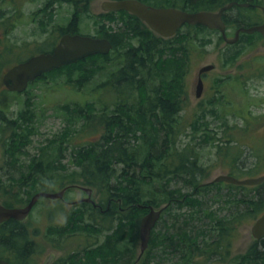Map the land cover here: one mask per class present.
<instances>
[{
  "label": "trees",
  "instance_id": "obj_1",
  "mask_svg": "<svg viewBox=\"0 0 264 264\" xmlns=\"http://www.w3.org/2000/svg\"><path fill=\"white\" fill-rule=\"evenodd\" d=\"M53 1L77 4L90 0ZM140 1L156 7L171 6L187 11L217 10L231 1L249 2L250 6L264 5V0ZM229 10L223 14L227 27L252 24L242 13L236 17L229 16ZM112 13H107L110 19L115 18L111 17ZM118 14L126 15L130 24H126L123 31L108 33L104 30L100 35L112 43L108 54L88 56L34 81L54 75L57 79L64 77L67 83L76 82L78 87H83L109 64L116 67L114 71H117L113 73L116 78L109 82L112 97L108 104H103L99 112H95L92 103L62 106L66 128L48 140L47 150L51 149L52 153L57 150L62 155L66 149L62 143L69 140L75 126H89L93 117L99 119V135L96 134L100 127L95 125L92 127V139L77 147L71 146V162L77 168L68 174L64 172L65 167L60 170L50 168L53 162L47 158L46 150L38 156H31L25 165L10 170V189L7 190L0 182L1 202L8 207L24 205L35 192L48 191L43 182L55 175L61 176V184L81 183L99 193L100 202L96 205L86 201L74 204L61 228L48 233V236H57L58 240L77 233L86 240L94 237V241L68 250L49 264H206L212 262L214 255L224 256L223 260H230L229 264H264V237L253 240L245 252L233 258L227 254L232 239L239 235L238 228L248 218H257L264 211V181L250 186L213 180L204 182L208 177L207 166L201 164L197 149L218 140L225 146L230 145L225 154L233 156L229 153L230 147L233 143L239 146L231 131L238 126L233 124L225 128L227 115L235 110L227 109L222 94L216 102L211 98L210 110L197 115L190 123L191 132L194 135L197 131L200 133L198 140L193 145L178 143L179 104L187 88L185 76L189 61L205 52L206 45L211 42V33L217 31L186 24L174 36L162 38L136 16L126 11ZM51 21L49 14L47 23ZM69 29L71 33L79 32L70 22L64 32ZM254 33H242L238 42L245 38L253 44L252 41L262 38L259 33ZM132 39L138 42L135 44ZM218 39H222L220 35ZM126 42L128 47L121 48ZM240 52H233L225 62L233 63ZM222 81L213 77L215 86ZM106 83L102 82L100 86ZM24 104L26 110L15 117H9L0 110V125H4L3 129L13 130L7 139L5 158L20 152L22 163L28 155L25 147L37 132L33 124L37 115L30 99H26ZM109 104L115 110L111 111L113 115L107 116L104 113L110 110ZM219 109L223 111L220 125L209 131L208 121L204 119L208 116L217 120ZM259 148L264 149V144ZM240 155L236 147L234 158L238 160ZM235 165L234 169L241 172L255 170ZM67 175L71 178L68 179ZM222 186L226 187V193L222 192ZM240 192H244L242 196L238 194ZM22 194L25 197L22 198ZM224 195L227 196L222 198ZM221 199L224 200L222 204ZM211 202L217 203V207L212 208ZM149 205L155 208L164 206V209L151 231L147 249L139 257V224ZM37 248L22 222L11 218L0 223V258L13 264H34L32 257Z\"/></svg>",
  "mask_w": 264,
  "mask_h": 264
},
{
  "label": "rangeland",
  "instance_id": "obj_2",
  "mask_svg": "<svg viewBox=\"0 0 264 264\" xmlns=\"http://www.w3.org/2000/svg\"><path fill=\"white\" fill-rule=\"evenodd\" d=\"M101 1L78 2L74 5L76 10L74 8L72 10L69 6L70 3L67 1L0 0V110L5 111L9 117H15L18 113L21 114L26 110L24 102L26 99H30L32 109L37 115L33 123L37 132L33 134L32 142L28 147H25L28 155L23 163L20 161L23 158L20 152L16 156L5 158L7 139L9 140L13 134V130L10 128L3 129L4 125H0V182L6 186L7 190L10 189L8 179L10 170L19 165H25L31 156H38L43 150L47 151V158L53 162L51 169L57 167L60 170L61 167H65L64 172L67 174L70 170H75L77 167L71 162V146L77 147L78 144L86 143L92 139V127L95 125L100 127L96 135L98 136L100 133L99 119L98 117H93L91 125L83 126V128L78 127V125L75 126L73 133L68 137L69 140L62 143V147L66 148L62 155L57 150L53 151V153L51 149L47 150L48 140L53 139L66 128L67 123L61 110L62 106L72 107L78 103L79 105L92 103L95 107V112H99L103 104H108L112 97L109 82L111 79L116 78L113 75L117 71H114L116 67L109 64L108 67L95 74L83 87H78L76 82L67 83L64 77L57 79L54 75H48L41 78L38 82H33L25 92L19 94L10 92L5 88L2 82V75L5 70L18 61L39 53L41 50L49 49L52 44L58 41L60 35L64 33L72 15L75 16L74 27L79 29L81 33L92 34L107 29L114 33V31L121 29L122 21H128L129 18L120 14L113 16L115 17L114 19H110L109 14L101 12ZM241 8L238 6L231 7L228 15L236 17L239 13H242L244 14L243 17L246 16L245 19L252 24L261 22L262 13L259 10L260 8L243 7L242 10H239ZM49 14L52 16V21L47 23ZM236 27L235 24L227 28L228 37L233 36ZM99 29L102 30L99 31ZM218 38L219 33L212 32L211 42L206 45L205 52L202 55L198 54L192 57L189 61L190 66L185 76L187 88L182 102L179 104L178 116L180 122L178 131L180 134L178 143L193 145L198 140L197 137H199L200 133H197V131L194 135L190 130V123L197 115L210 110L209 100L211 98L216 102L218 101L217 98H222V94L225 98L224 102L227 105V109L235 110L227 115L226 121H228V125L225 128L227 129L228 126L233 124L238 126L231 131L234 132L233 137L239 141V146L233 143L229 153L235 155L236 147H238L241 155L237 160L234 155L225 154L226 148L230 145L225 146L224 143L218 140H215L214 143L200 146L197 149L200 161L201 164L207 166L208 171V177L204 182H209L220 174H231L236 178L242 179L259 176L264 173V159L262 158L264 155H261L264 153V149L259 148L264 144L263 39L260 38L252 41L253 44H249L247 39L243 38L242 41L228 44L223 39L220 40ZM133 41L136 44L135 40ZM127 47L128 43L126 42V45L121 48ZM240 50V55L233 63L225 62V58ZM211 63L215 65L211 75L214 78L223 80V83L217 86L213 85V83H207L202 96L200 98L196 97L197 70L202 65ZM74 76L76 78V74ZM102 82H107L106 85L108 86H100ZM222 112L219 109V118L217 120L208 116L204 119L208 121L209 131H212L216 125H220ZM104 114L106 115V113ZM218 135H222L221 131H219ZM223 140L224 138L221 139V141ZM257 154L260 156H257ZM10 160L15 162H10ZM56 160L59 162L55 163ZM235 163L238 164L237 167L252 168L256 171L246 173L238 171L234 169ZM58 172L60 174V171ZM56 176L47 177L43 182L49 192L59 191L64 186L72 184L65 182L61 184V176ZM66 177L68 179L71 178L70 175ZM53 178L56 180L54 181ZM75 184L84 185L81 183ZM222 187V192L226 193V187ZM23 189L24 186H22ZM243 193L240 192L238 194L242 196ZM84 196L86 195L80 188L72 186L64 193L62 199L40 198L29 216L22 221L29 231L31 242L33 244L36 243L38 247L37 252L32 257L34 264H43L47 256H52L51 261H54L68 250H73L85 242L94 241V237L86 240L84 236H77V233L59 240L57 236H48L50 231L53 233L61 228L66 221L68 211L73 206V202ZM225 196L227 195L222 198H225ZM21 197L23 198L25 195L22 194ZM91 197L96 203L101 201L100 195L95 188H93ZM223 201L222 199L220 200L221 204ZM214 202H211L212 208L217 207V203ZM112 207L114 208L115 206ZM254 220L255 218H248L238 228L239 235H235L231 241L229 252H226L229 257L233 258L236 254L245 252L255 240L251 233V225ZM139 242L140 239L137 242L138 252L140 248ZM223 257L214 255L212 262H207L206 264H229L230 260L229 262L227 259L223 260Z\"/></svg>",
  "mask_w": 264,
  "mask_h": 264
},
{
  "label": "water",
  "instance_id": "obj_3",
  "mask_svg": "<svg viewBox=\"0 0 264 264\" xmlns=\"http://www.w3.org/2000/svg\"><path fill=\"white\" fill-rule=\"evenodd\" d=\"M236 2H230L222 6L217 11L197 10L187 11L175 7H155L140 0H103L100 4L104 11L125 10L142 19L153 31L162 37L173 36L181 26L185 24L201 25L212 29H217L227 43H235L241 32L253 33L259 32L264 42V6L261 7L263 12V21L259 24L238 27L233 37H227L226 25L223 21V12ZM240 6H247L248 3H239ZM112 48V44L107 38H98L90 35L79 33H65L58 40L57 44L51 51L40 52L29 56L27 59L20 61L7 70L2 75V82L10 91L23 92L29 82L35 80L41 75L59 68L64 65L72 64L78 60L84 59L95 54H107ZM214 68L213 64H205L198 69L199 75L195 86V95L200 97L203 82L200 77L201 73ZM214 181H226L234 184L254 185L264 181V174L256 177L236 178L231 175L221 174L214 178ZM87 193V197L82 199L93 202L91 188L80 187ZM67 187L58 192L38 191L34 193L30 200L23 206L8 207L0 202V223L8 219L22 220L28 216L37 200L41 197L56 199L62 198ZM139 207H144L139 205ZM163 207H148V212L141 218L139 226L140 254L148 246L151 231L159 220ZM253 238L259 239L264 236V212L255 220L251 226ZM0 264H13L0 258Z\"/></svg>",
  "mask_w": 264,
  "mask_h": 264
},
{
  "label": "flooded vegetation",
  "instance_id": "obj_4",
  "mask_svg": "<svg viewBox=\"0 0 264 264\" xmlns=\"http://www.w3.org/2000/svg\"><path fill=\"white\" fill-rule=\"evenodd\" d=\"M247 3V2H246ZM74 3H70V9H72L73 10V8H74V10H76V8L74 7ZM250 5H251V3H250ZM104 13H106V12H104ZM109 13V12H108ZM113 15H111V16H118L119 14H118V12H114V13H112ZM74 19H75V16H71V19H70V25H72L73 26V28H74ZM114 21V20H113ZM126 24H130V20H128V21H126V22H123L122 21V24H121V29H120V31H123L124 30V28H125V26H126ZM106 27H107V25H106ZM71 30L69 29L68 31H66V32H64V34L65 33H71L70 32ZM105 31H107L108 33H111V30H109V29H107V30H105ZM103 32L104 31H102V32H94V33H92L93 35H95V36H99V37H101L100 35H102L103 34ZM0 39H1V37H0ZM133 40V39H132ZM135 40V39H134ZM136 42H138V40H136ZM57 43V42H56ZM56 43H54V44H52V46L49 48V51H51L53 48H54V46L56 45ZM213 71V69L212 70H209V71H206V72H203L201 75H200V77H201V79H202V82H203V89H202V93H203V90H204V87L206 86V84L207 83H210V84H212L213 83V76L211 75V72ZM198 77H199V75L198 74H196V79H198ZM202 93H201V96H202ZM200 96V97H201ZM199 97V98H200ZM109 109L110 110H107L106 111V115L107 116H109L110 114H111V111H113V110H115V108H114V106H112V105H109ZM111 115H113V114H111ZM18 221V220H17ZM23 220H21V221H19V222H22ZM9 253V252H8ZM44 264V263H43Z\"/></svg>",
  "mask_w": 264,
  "mask_h": 264
}]
</instances>
